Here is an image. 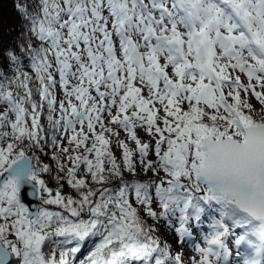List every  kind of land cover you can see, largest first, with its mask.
<instances>
[{"label":"snow or ice","instance_id":"obj_1","mask_svg":"<svg viewBox=\"0 0 264 264\" xmlns=\"http://www.w3.org/2000/svg\"><path fill=\"white\" fill-rule=\"evenodd\" d=\"M14 8L0 264H264V0Z\"/></svg>","mask_w":264,"mask_h":264},{"label":"trees","instance_id":"obj_2","mask_svg":"<svg viewBox=\"0 0 264 264\" xmlns=\"http://www.w3.org/2000/svg\"><path fill=\"white\" fill-rule=\"evenodd\" d=\"M14 3L15 0H0V40L10 41L20 30L21 20Z\"/></svg>","mask_w":264,"mask_h":264},{"label":"water","instance_id":"obj_3","mask_svg":"<svg viewBox=\"0 0 264 264\" xmlns=\"http://www.w3.org/2000/svg\"><path fill=\"white\" fill-rule=\"evenodd\" d=\"M26 202H28L30 204L31 208H35L37 201L35 200V198L29 196H26Z\"/></svg>","mask_w":264,"mask_h":264},{"label":"rangeland","instance_id":"obj_4","mask_svg":"<svg viewBox=\"0 0 264 264\" xmlns=\"http://www.w3.org/2000/svg\"><path fill=\"white\" fill-rule=\"evenodd\" d=\"M253 103H256L255 101H253Z\"/></svg>","mask_w":264,"mask_h":264}]
</instances>
